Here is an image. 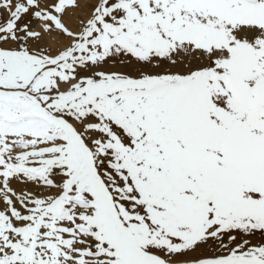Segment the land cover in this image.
Listing matches in <instances>:
<instances>
[{"label": "snow or ice", "instance_id": "1", "mask_svg": "<svg viewBox=\"0 0 264 264\" xmlns=\"http://www.w3.org/2000/svg\"><path fill=\"white\" fill-rule=\"evenodd\" d=\"M0 264H264V0H0Z\"/></svg>", "mask_w": 264, "mask_h": 264}]
</instances>
